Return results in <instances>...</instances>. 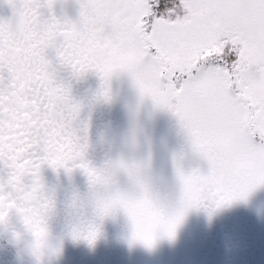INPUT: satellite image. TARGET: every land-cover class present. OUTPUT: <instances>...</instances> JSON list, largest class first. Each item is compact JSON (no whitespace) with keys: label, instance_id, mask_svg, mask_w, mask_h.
Masks as SVG:
<instances>
[{"label":"snow or ice","instance_id":"obj_1","mask_svg":"<svg viewBox=\"0 0 264 264\" xmlns=\"http://www.w3.org/2000/svg\"><path fill=\"white\" fill-rule=\"evenodd\" d=\"M0 18V177L23 186L44 166L79 167L95 179L78 126L72 77L90 70L101 94L127 73L173 112L208 170L181 173L171 208L124 201L135 239L172 236L193 207L214 209L264 183V0H8ZM54 53V55H53ZM94 238V233L89 234Z\"/></svg>","mask_w":264,"mask_h":264},{"label":"clouds","instance_id":"obj_2","mask_svg":"<svg viewBox=\"0 0 264 264\" xmlns=\"http://www.w3.org/2000/svg\"><path fill=\"white\" fill-rule=\"evenodd\" d=\"M111 81L112 78L107 85V95L101 94L100 85L90 100L74 96L79 107L78 126L88 144L86 158L97 170L95 179L79 167L48 165L36 174L38 180L33 179L38 185L35 189L31 185L23 186L18 175L0 177V247L11 246L17 264H58L65 253V240L85 241L94 246L102 235L105 219L119 213L130 222L129 242L146 245L135 239L136 224L123 202L147 197L157 207L171 208L178 201L172 199L163 174L155 165L154 142L149 130V125L155 122L156 112L164 108L143 93L133 78L136 96L125 102L126 126L116 131L105 127L102 144L94 143L90 134L91 113L87 118L82 113L90 105L114 101ZM148 101L152 103L151 109L146 107ZM190 146L191 153L207 161L193 150L191 142ZM92 147H102L104 158L101 162L89 158ZM170 156L180 197L183 190L181 173L204 171L199 166L189 170L191 155L183 147L172 148ZM45 167L55 170L56 182L46 178ZM61 170L68 176V185L59 179ZM76 170L86 176L85 187L75 182ZM249 193L237 199L246 198ZM90 233H94V238H89ZM175 235L176 230L172 236L158 234L154 244L161 236L174 238Z\"/></svg>","mask_w":264,"mask_h":264},{"label":"flooded vegetation","instance_id":"obj_3","mask_svg":"<svg viewBox=\"0 0 264 264\" xmlns=\"http://www.w3.org/2000/svg\"><path fill=\"white\" fill-rule=\"evenodd\" d=\"M61 2L59 9L63 8ZM67 14L77 16L72 12ZM108 126L104 124L101 134L92 137L94 143L102 139L103 130ZM89 152L97 153L93 159L97 163L104 158L102 147H92ZM80 174L82 171L76 170L74 176ZM44 175L50 182L57 181V173L51 167L44 168ZM80 176L83 180L78 176L75 182L85 187L86 176ZM59 179L64 185L69 184L63 170ZM168 190L172 199L178 200L172 185ZM124 217L119 213L106 218L102 235L94 246L85 241L74 243L70 238L65 240V246H70L73 255H83L89 264H109L113 256L120 257L123 264H264V183L257 185L246 198L225 202L214 209L191 208L177 225L174 238L161 236L151 247L140 242L130 243L129 232L125 238L119 225ZM125 229L131 231L129 221Z\"/></svg>","mask_w":264,"mask_h":264},{"label":"rangeland","instance_id":"obj_4","mask_svg":"<svg viewBox=\"0 0 264 264\" xmlns=\"http://www.w3.org/2000/svg\"><path fill=\"white\" fill-rule=\"evenodd\" d=\"M60 1H63V8H55L58 14L62 12H72V14L78 16V0ZM11 15L12 7L9 4L8 0H0V18H7ZM70 17L74 18L72 15H70ZM65 77L70 81L72 94L76 98L90 100L94 96L96 90L101 85L100 76L92 70H90L88 73L84 74L82 77L79 78L72 77L70 73L65 72ZM111 83L115 97L114 101L110 104L90 105L89 107L85 108L84 113L82 115L87 118L91 113V137H93L95 134H101L100 129H102V126L104 124H110L111 121H114L116 124L124 121V124L127 121L124 107L125 102L129 99L135 98L136 96V89L133 84L132 78L127 73H116L113 75ZM146 107L148 109L152 108L151 101L147 102ZM172 123H174V125H170ZM149 130L154 142L155 165L157 169L162 172L167 187L169 188L171 185L173 186V189L175 190L178 199L180 186L175 178L174 168L171 163L170 150L172 148L177 147H183L184 149L188 150L191 155V160L193 164L194 161L196 163L198 160H202L201 162L203 167L201 166V170L203 171H207L209 165L207 161L203 160L194 153H191V146L188 134L182 128L177 116L171 111L166 109L158 110L156 112L155 122L149 125ZM96 156L97 153L89 152L90 159H95ZM114 224L116 223L113 222V227ZM119 225L123 227L121 231H123V235L125 236V238H127V234L128 232L130 233V231L125 229L126 227H128V221L126 220V217L122 219V222ZM123 243L126 244L125 241ZM69 256H75L78 262L79 260H81V262L76 264H89V260L83 258V255H73V250L70 248L69 245L65 246V253L64 256L61 258L63 259V261L61 262L60 259L58 261V264H70L66 262ZM0 264H17L15 256L11 254L9 250H7L5 247H0ZM73 264H75L74 261ZM109 264H123V262L120 257L113 256L111 258V261H109Z\"/></svg>","mask_w":264,"mask_h":264},{"label":"trees","instance_id":"obj_5","mask_svg":"<svg viewBox=\"0 0 264 264\" xmlns=\"http://www.w3.org/2000/svg\"><path fill=\"white\" fill-rule=\"evenodd\" d=\"M173 113V112H172ZM124 122V121H123ZM123 122H121V123H115L114 121H111V123L110 124H108L109 126H108V128H110V129H112L113 131H116V130H119L120 128H123L124 126H126V124L125 123H127V121L123 124ZM170 125H174V123H172V124H170ZM170 131H173V130H170ZM158 152V151H157ZM160 153H162V152H160ZM202 160H198L196 163H195V161H194V164H193V162L191 161V164H192V167H197V166H199L200 168H201V166H202V162H201ZM203 167V166H202ZM80 175H83V174H80ZM80 175H78L80 178H79V180H83V178L80 176ZM78 176H74L75 178H77ZM84 176V175H83ZM7 250H9V252L11 253V254H13L14 256H15V251H14V249H12V247L11 246H4ZM69 255V254H68ZM76 260V258H75V256H69V258H67V261L66 262H68V263H70V264H73V261H75Z\"/></svg>","mask_w":264,"mask_h":264},{"label":"water","instance_id":"obj_6","mask_svg":"<svg viewBox=\"0 0 264 264\" xmlns=\"http://www.w3.org/2000/svg\"><path fill=\"white\" fill-rule=\"evenodd\" d=\"M62 6V3H61V1H59V0H57V3H56V5H55V8H59V7H61ZM96 144H102V139H98L96 142H95Z\"/></svg>","mask_w":264,"mask_h":264}]
</instances>
